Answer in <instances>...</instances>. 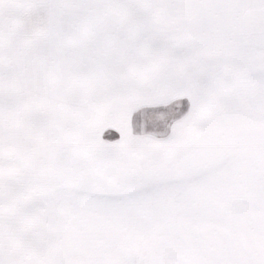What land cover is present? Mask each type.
Instances as JSON below:
<instances>
[{
  "label": "snow or ice",
  "instance_id": "6c2138e0",
  "mask_svg": "<svg viewBox=\"0 0 264 264\" xmlns=\"http://www.w3.org/2000/svg\"><path fill=\"white\" fill-rule=\"evenodd\" d=\"M0 264H264V0H0Z\"/></svg>",
  "mask_w": 264,
  "mask_h": 264
}]
</instances>
